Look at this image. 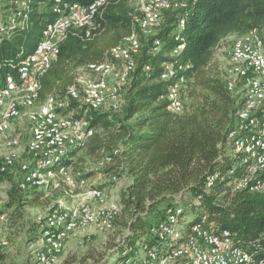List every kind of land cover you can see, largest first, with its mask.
Returning a JSON list of instances; mask_svg holds the SVG:
<instances>
[{"label": "trees", "instance_id": "1", "mask_svg": "<svg viewBox=\"0 0 264 264\" xmlns=\"http://www.w3.org/2000/svg\"><path fill=\"white\" fill-rule=\"evenodd\" d=\"M14 1L0 0L7 11L0 12V87L6 76L16 75L21 60L34 50L54 17L49 0H25L21 11ZM63 1L89 5L96 0ZM181 1L180 8L163 12L153 35L144 37L135 21L140 10L129 6L134 0H106L98 30L88 35L72 30L60 44L56 60L39 78L38 100L62 98L67 88L76 84L78 70L104 61L108 50L135 33L140 50L134 57L135 70L123 88L120 110L86 112L93 135L72 153L75 157L77 151L87 148V154L100 161L119 150L107 172L125 176L129 183L119 195L122 217L118 227L125 233L110 247L117 256L112 262L117 264L132 255L144 242L153 244L150 227L164 219L167 209L175 208L181 211L180 218L195 211L187 233L205 218L230 234L250 255V264H264V191L252 192L250 185L234 189L232 183L242 179L247 170L243 155L234 154L226 140L243 97L240 85L237 93L227 91L224 72L213 56L227 37L242 36L264 25V0ZM180 19L184 26L178 30ZM154 39L159 40L160 48L151 55ZM179 44L184 48L170 57ZM164 61L190 65L184 110L179 114L168 110L164 97L168 86L160 80ZM67 110L80 115L84 107L70 102ZM73 163L68 160L66 164L72 167ZM61 196V190L21 192L13 183L0 217L7 214L12 223H18L25 208L47 205ZM6 258L0 252V264ZM109 262L107 257L100 263Z\"/></svg>", "mask_w": 264, "mask_h": 264}, {"label": "built area", "instance_id": "2", "mask_svg": "<svg viewBox=\"0 0 264 264\" xmlns=\"http://www.w3.org/2000/svg\"><path fill=\"white\" fill-rule=\"evenodd\" d=\"M53 20L42 31L34 50L18 65L15 76H6L0 87V185L8 176L18 175L16 188L21 192L36 188L47 194L61 190L62 196L37 221L36 264H55L65 241L77 231L95 228L110 231L120 213L119 204H110L106 192L79 173H73L68 160L93 135L86 117L88 111L117 112L122 106V91L129 75L135 70V55L140 42L135 33L107 52V58L89 65L77 75L76 84L67 88L62 98L48 96L38 100L39 78L56 60L59 46L72 30L89 34L99 29L106 0L89 5L49 0ZM139 3L140 16L135 18L144 37L153 35L162 22L163 12L176 10L181 0H134ZM17 10L25 8V0L14 1ZM18 15L20 13L18 12ZM180 19L178 30L183 29ZM176 39H178L176 37ZM160 42L154 39L151 55L158 53ZM184 44L175 46L170 57H175ZM145 72L149 67L144 68ZM190 65L164 61L160 80L168 84L165 100L168 110L179 114L186 98V73ZM225 86L228 92L243 97V106L235 114V126L226 140L234 154H241L246 164V175L232 183L235 190L250 185V191H264V25L242 36L234 37L225 60ZM70 102L84 107L80 115L67 110ZM22 119L28 124L23 138L18 127ZM24 145L22 147V142ZM119 150L114 149L98 162L100 167L113 163ZM112 181L117 177L110 174ZM213 180L210 178L209 183ZM180 210L169 208L165 217L149 229L153 244L144 242L132 253L133 259L122 258L117 264H250L251 257L237 246L226 230L202 218L199 224L183 232ZM3 219V216L0 217ZM125 260V261H124Z\"/></svg>", "mask_w": 264, "mask_h": 264}, {"label": "rangeland", "instance_id": "3", "mask_svg": "<svg viewBox=\"0 0 264 264\" xmlns=\"http://www.w3.org/2000/svg\"><path fill=\"white\" fill-rule=\"evenodd\" d=\"M140 2H130V7H138ZM0 12L5 13L4 6L0 5ZM1 19V14H0ZM1 26V24H0ZM234 37H227L214 51V60L218 63L221 72H224L225 60L231 49ZM79 74L83 71L78 70ZM184 110V109H183ZM18 127L21 129L23 138L28 134V124L22 119ZM4 140L0 138V155L3 154L1 145ZM22 142V147L24 145ZM97 157H90L87 154V148L76 152L73 166L71 170L74 173V168L81 176L89 178V182L100 186L106 192L108 203L119 204L120 213L115 219V225L110 231H100L95 228H88L82 231H77L69 237L65 243L63 250L55 264H101L100 262L107 257H110L114 264L117 256L113 255L111 246H116L121 236L125 233L118 227V223L122 217V207L120 204V191L129 183V179L125 176H117L116 181H112L111 176L107 172V168H101ZM18 175L5 178L0 185V208L5 203V196L13 183H16ZM54 202L47 205H41L35 208H25L23 217L18 223H12L7 214H3V219H0V252L6 255V260L3 264H36L33 250L36 245L33 243L37 234V219L44 216L48 209L53 206ZM195 218V211H188L183 217V232L180 240L187 233L188 225ZM133 256L128 255L125 260L130 261ZM124 260V261H125Z\"/></svg>", "mask_w": 264, "mask_h": 264}]
</instances>
